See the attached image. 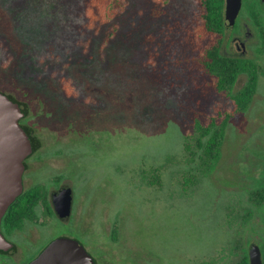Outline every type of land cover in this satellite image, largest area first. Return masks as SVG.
Instances as JSON below:
<instances>
[{
  "label": "rangeland",
  "instance_id": "1",
  "mask_svg": "<svg viewBox=\"0 0 264 264\" xmlns=\"http://www.w3.org/2000/svg\"><path fill=\"white\" fill-rule=\"evenodd\" d=\"M194 10V0L164 7L128 0L101 48L111 30L89 29L80 0H0V88L20 81L41 152H61L39 164V180L50 190H73L78 208L86 200L93 210L88 221L103 227L107 242L110 228H118L122 259L139 247L153 264H181L192 255L226 264L257 223L246 212L264 177V45L245 15L225 31L221 51L234 53L231 38L243 29L242 57L259 66L257 91L229 122L214 169L183 186L191 166L183 153L190 86L175 61L178 46L169 41ZM245 80L239 76L234 91ZM151 168L156 185L140 176ZM62 173L55 189L53 177Z\"/></svg>",
  "mask_w": 264,
  "mask_h": 264
},
{
  "label": "trees",
  "instance_id": "2",
  "mask_svg": "<svg viewBox=\"0 0 264 264\" xmlns=\"http://www.w3.org/2000/svg\"><path fill=\"white\" fill-rule=\"evenodd\" d=\"M149 1L157 7H164L171 0ZM127 3L128 0H80L81 13L89 29L102 25L111 30L107 34L104 33L101 48L106 46L114 35V22L125 11ZM194 3L195 10L190 21L178 27L177 35L169 41L171 45L178 46L175 61L190 86L187 101L191 103L183 138V153L186 162L191 166L186 170L189 175L184 177V187L195 186L199 182L197 174L200 177L214 169L221 155V146L229 122L248 109L257 91L259 80V66L255 60L227 57L221 51L226 31L225 0H194ZM262 12L260 0H242L239 15H245V19L257 28L264 45ZM145 49L146 62H152L151 49ZM241 75H245V83L234 91V86ZM63 84L68 95L69 85L66 82ZM27 123L33 124L31 117L27 119ZM53 153L56 156L61 152L53 149L51 153L45 155L50 157L54 155ZM154 172L153 168L150 171L144 169L140 171V176L144 182H149L148 179L151 178L150 183L156 185L157 177ZM59 176L65 175L62 173ZM47 195L46 187L39 184L28 188L20 196L46 200ZM249 197L255 204L264 201V177ZM23 201L27 203L24 199ZM10 210L11 207L4 217V222L11 218ZM245 220L247 221V217ZM244 258L247 261V256Z\"/></svg>",
  "mask_w": 264,
  "mask_h": 264
},
{
  "label": "flooded vegetation",
  "instance_id": "3",
  "mask_svg": "<svg viewBox=\"0 0 264 264\" xmlns=\"http://www.w3.org/2000/svg\"><path fill=\"white\" fill-rule=\"evenodd\" d=\"M238 18V17H237ZM237 28V19L234 29ZM246 35L243 29L240 34L235 32L231 41L234 43L235 52L231 54L223 53L227 57H242L241 50L246 47ZM13 82V81H12ZM0 94L7 97L16 107L23 109L24 103L22 98V85L16 80L15 85L7 82L0 88ZM29 116L21 117L18 120V125L33 131L34 128L27 123ZM31 131V133H32ZM36 135V134H35ZM32 136L34 134L32 133ZM40 144L36 136H34ZM42 147L36 146L24 160V170L22 173V193L28 188L42 184L46 187L48 195L46 200H41L38 197L18 196L7 208L0 221V233L11 246L6 250H0V264H30L35 260L46 246L56 239H69L76 241L90 257L87 264H153L148 257V253L137 247L132 250L137 257L122 259L118 254L119 233L118 228H110L109 241L105 240L103 227H100L97 222L92 226L89 219H93L92 211L89 212L87 201L84 200L81 208H78V200L74 196V191H71V206L70 213L67 217H61L57 214L54 204V196L61 187L57 185L64 177L54 176V188L50 190L47 182L39 180V164L50 157H46L45 152H41ZM54 154V153H53ZM55 156V154L53 155ZM58 177L59 179H57ZM77 178V177H76ZM29 180V185L24 186L25 181ZM23 199L27 201L24 203ZM16 200H18L16 202ZM251 203V210L247 208L246 216L251 219H257L255 226L249 230L244 244L237 245L240 251L236 254L237 259L229 261L226 264H250L249 249L255 247L260 253L261 264H264V201L258 204ZM11 218L4 222V217L8 214ZM246 210V209H245ZM117 223V221H114ZM5 223V225L3 224ZM114 223V224H115ZM48 234V235H47ZM48 236V237H46ZM133 244V243H132ZM229 245V244H228ZM227 245V246H228ZM137 246V245H136ZM231 253V252H229ZM247 256V261L244 258ZM200 255H195L183 258L181 264H214L210 260H199ZM139 258V259H138Z\"/></svg>",
  "mask_w": 264,
  "mask_h": 264
},
{
  "label": "water",
  "instance_id": "4",
  "mask_svg": "<svg viewBox=\"0 0 264 264\" xmlns=\"http://www.w3.org/2000/svg\"><path fill=\"white\" fill-rule=\"evenodd\" d=\"M242 7V0H225L224 26L231 30ZM245 54V48L241 55ZM27 115V109H19L7 97L0 94V221L9 205L22 193V173L25 158L33 152L37 142L31 131L18 125ZM55 210L61 217L70 213L71 190L61 188L54 196ZM0 233V250L10 248ZM90 257L76 242L56 239L49 243L30 264H87ZM250 264H261L260 253L255 247L249 249Z\"/></svg>",
  "mask_w": 264,
  "mask_h": 264
}]
</instances>
